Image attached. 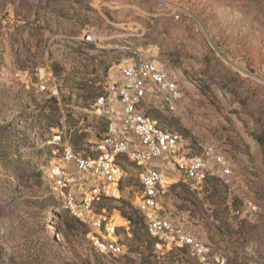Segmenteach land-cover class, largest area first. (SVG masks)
<instances>
[{"label":"rangeland","instance_id":"rangeland-1","mask_svg":"<svg viewBox=\"0 0 264 264\" xmlns=\"http://www.w3.org/2000/svg\"><path fill=\"white\" fill-rule=\"evenodd\" d=\"M139 57L163 63L183 87L172 113L153 93L150 115L168 114L186 156L203 154L209 167L195 184L162 161V214L227 264H264V0H0V264H195L147 231L135 204L141 168L128 157L120 198L98 206L120 226L119 256L95 252L91 227L42 176L57 164L65 193L87 190L89 177L65 154H95L118 110L110 101L101 113L97 98Z\"/></svg>","mask_w":264,"mask_h":264},{"label":"built area","instance_id":"built-area-1","mask_svg":"<svg viewBox=\"0 0 264 264\" xmlns=\"http://www.w3.org/2000/svg\"><path fill=\"white\" fill-rule=\"evenodd\" d=\"M91 39L86 36V40ZM41 87L46 89L45 85ZM153 93L160 96L165 112L172 113L183 96V87L159 61L146 57L126 60L120 68L118 80L109 83L105 93L97 98L96 105L101 113L110 112V101L118 104V110L116 119L109 123L106 133L96 142L95 154L77 156L69 150L65 154L67 161L75 160L89 177L87 190L80 197L65 193L66 173L57 164L42 176H47L49 182L53 179L55 188L60 189L61 198L55 196L60 206L91 227L89 239L95 252L102 256H119L126 249L118 234L120 226L105 209L98 211V206L103 201L120 198L119 183L124 173L121 157L126 156L141 168L142 190L135 196V204L149 234L158 237L166 246L186 249L195 264H227L222 251L161 212L160 196L167 178V166L162 161L167 160L184 181L195 184L205 181L209 167L203 154L192 152L186 156L182 134L169 124L168 114L162 118L150 115L146 102ZM60 140L61 137L56 135L50 142L58 144ZM214 159L223 174L231 173L224 156Z\"/></svg>","mask_w":264,"mask_h":264},{"label":"bare ground","instance_id":"bare-ground-1","mask_svg":"<svg viewBox=\"0 0 264 264\" xmlns=\"http://www.w3.org/2000/svg\"><path fill=\"white\" fill-rule=\"evenodd\" d=\"M44 173H45V175H47V171H46V170L44 171ZM46 177H47V176H46ZM48 210H49V209H48ZM53 225H54V224H53ZM53 225H52V226H53Z\"/></svg>","mask_w":264,"mask_h":264}]
</instances>
